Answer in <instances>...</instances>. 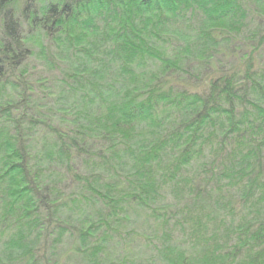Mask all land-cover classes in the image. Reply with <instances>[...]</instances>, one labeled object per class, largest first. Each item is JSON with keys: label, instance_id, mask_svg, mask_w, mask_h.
Here are the masks:
<instances>
[{"label": "trees", "instance_id": "trees-1", "mask_svg": "<svg viewBox=\"0 0 264 264\" xmlns=\"http://www.w3.org/2000/svg\"><path fill=\"white\" fill-rule=\"evenodd\" d=\"M84 262L264 264V0H0V264Z\"/></svg>", "mask_w": 264, "mask_h": 264}, {"label": "rangeland", "instance_id": "rangeland-1", "mask_svg": "<svg viewBox=\"0 0 264 264\" xmlns=\"http://www.w3.org/2000/svg\"><path fill=\"white\" fill-rule=\"evenodd\" d=\"M80 168H81L80 170L83 171V169H84V165H81ZM130 230H132V228H130ZM149 230H150V229H149ZM124 251H125V250H124ZM134 251H135V253H137L139 250H134ZM117 257H118V258H116V262H121V261H123V260H125V259H126L127 261H128V260L130 261V260L132 259L131 257L126 256L125 253H124L123 251H122L121 253H119V255H118ZM63 261H64V260H63ZM84 264H85V262H84Z\"/></svg>", "mask_w": 264, "mask_h": 264}]
</instances>
